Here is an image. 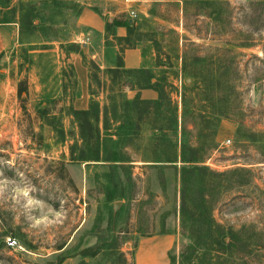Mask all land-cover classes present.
<instances>
[{
  "label": "rangeland",
  "instance_id": "rangeland-1",
  "mask_svg": "<svg viewBox=\"0 0 264 264\" xmlns=\"http://www.w3.org/2000/svg\"><path fill=\"white\" fill-rule=\"evenodd\" d=\"M51 2L45 5L44 0H13L9 6L0 5V22H18L25 44L8 62H0V264H56V256L62 252L57 249L62 245L69 250L64 264H148L147 252L153 255L155 264H180L182 252L191 244L187 237L192 233L190 222L182 230L180 211L184 165L153 162L157 157L149 131L140 130L128 149L126 143L112 148L117 154L125 151L134 158V173L139 179L133 199L107 201L99 188L107 171L71 159L77 130L67 115V98L60 91L64 78L60 75L70 87L75 79L72 65L58 62L54 49L59 47L66 56L81 51L72 41L79 34L77 13L87 8L102 15L106 23L109 19L137 21L141 34L159 40L165 55H158L163 62L168 52L171 57L185 51L216 60L222 48H232L228 43L245 40L256 45L230 52L227 59L241 93L244 128L252 135L237 140L239 122L222 120L214 137L216 148L204 166L219 172L251 170L246 174L248 184L227 189L220 196L214 215L224 229L226 243L240 232L252 244L253 252L245 264H264V0H228L229 5L220 7L203 1V11L220 9L218 19L196 17L191 10L193 14L186 21L183 12L168 4L155 3L144 9L145 13L135 9L137 16L133 17L129 14L132 9L122 10V0H63L58 2L69 9L62 18L56 17L54 24L43 17L45 13H57ZM116 29L111 28L108 34L120 46L118 38L122 37L117 36ZM171 29L191 41L182 39L170 48L174 37ZM144 45L147 66L152 68L154 50L151 43L145 41ZM43 49L47 53L40 57L35 51ZM152 70L156 78L162 76L161 69ZM171 70L178 72L179 68ZM120 81L135 82L134 76H123ZM182 82L191 79L176 81L178 89ZM95 86L99 94L101 84ZM194 100L195 95H188L187 101L194 104ZM198 129L189 124L178 140L188 149L196 148L191 146L196 142L212 140L210 134ZM9 237L16 239V245L7 244ZM167 242L171 245L168 252ZM94 245L104 250L96 257H84L82 250ZM219 248V264H239L235 260L238 254L229 244ZM205 253V249H199L195 255L199 258Z\"/></svg>",
  "mask_w": 264,
  "mask_h": 264
},
{
  "label": "trees",
  "instance_id": "trees-1",
  "mask_svg": "<svg viewBox=\"0 0 264 264\" xmlns=\"http://www.w3.org/2000/svg\"><path fill=\"white\" fill-rule=\"evenodd\" d=\"M12 1L0 0V5L9 6ZM51 1L52 5L56 6L57 13L53 15L45 13L43 17L45 21L54 24L55 18H62L69 8L58 2L63 0ZM203 1L215 7L229 5L228 0H188L184 2L183 20L186 21L190 14H193L192 11H195L196 17L205 16L217 20L220 9L203 11L201 10ZM50 2L44 0L45 5ZM72 9H75L74 4ZM80 14L81 9L77 16L79 17ZM113 27H124L127 30L125 37L118 38L122 51L140 47L143 54H146L145 41L151 43L150 49L153 48L156 53L153 67L161 69L162 76L156 78L152 69L145 68L146 65L142 69H125L120 62L117 68L107 69L106 74L110 76L111 84L104 90L106 96L103 106L96 99L99 94L91 90L92 97L87 110H76L73 105L67 107V115L70 116L77 130V138L71 147L72 161L93 163L92 165L98 166L96 168L101 167L107 171L104 182L99 184L107 201L133 199L136 195L135 182L139 179L134 173V158L125 151L117 154L116 149L112 148L126 143L125 149H128L140 130L149 131L155 143L154 153L157 157L153 162H166L170 165L181 162L184 165L181 169L180 182L181 222L182 230H186V225L190 222L192 233L187 234L191 244L188 245L190 249L187 248L186 251L190 253L182 252L180 264H219V246L226 247L228 244L232 247L233 253L238 254L235 260L237 259L239 264H245L247 257L253 252L252 244L240 236V232H237L239 235L233 234V239L226 243L222 232L224 229L217 222L214 212L220 196L229 191L227 189L235 186L242 188L249 183L246 174L251 173V170L237 168L219 172L204 166V163L216 148L214 137L222 120L235 119L239 122L237 140L247 139L252 135L250 130L244 128L241 93L235 85L237 83L233 78L235 72H232L227 59L230 52L241 48H253L256 45L245 40H237L236 44L228 43L232 48H222L223 53L216 55V60L213 56H192L185 51L181 56L178 54L171 57L168 52L163 62L159 56L163 53L159 40L152 35L141 34L137 21L115 19L110 23L107 20L106 32L108 33ZM183 28L187 29L186 24ZM169 31L174 35L169 44L170 48L174 45L178 46L182 39L185 43L191 41L174 29ZM90 65L91 78L96 80L94 72L99 71V68L93 63ZM176 68H179L178 72H170L171 69ZM123 76H134L135 82L121 84L120 78ZM181 78H189L191 82H182L178 89L175 82ZM143 89L155 90L159 94L158 99L145 100L139 94L133 99L128 98V91ZM190 94L195 95V105L192 101H187ZM39 114L43 117L45 115L43 112ZM142 124L143 129H141ZM189 124L195 129L199 127L198 130L202 134H210L212 140L196 142L191 145L196 147H193L194 149L186 148L178 140V136L186 132ZM64 139L65 134L62 133L61 141ZM101 162L106 164H99ZM160 228L164 229L163 220ZM111 234V237H114V231ZM199 249H205L206 253L202 257L199 255L198 258L195 253ZM57 250L62 252L56 256V264H63L69 258V250L65 249L64 245ZM102 250L103 247L94 245L82 250V254L84 257H96Z\"/></svg>",
  "mask_w": 264,
  "mask_h": 264
},
{
  "label": "crops",
  "instance_id": "crops-1",
  "mask_svg": "<svg viewBox=\"0 0 264 264\" xmlns=\"http://www.w3.org/2000/svg\"><path fill=\"white\" fill-rule=\"evenodd\" d=\"M188 0H122L124 4L123 11H129L131 15L132 12L136 10L145 13L148 9L155 3L168 4L170 6H175L179 13L182 14L184 9V2ZM121 2V3H122ZM130 3V4H129ZM136 13V12H135ZM162 19V17H160ZM113 22V19H111ZM77 27L79 28V34L73 39V43L77 44L81 51H72L65 55L63 50L59 47H55V56L58 62L62 60V64L66 62L71 64L73 67V78L75 79L73 85L70 87L68 85L67 79L63 77L60 80V91L63 92L66 99L67 106L73 105L76 110H87L91 101V90L94 91L96 86H101L97 88L100 93L96 99L101 103V106L105 103L104 90L107 86L111 84V78L106 74L107 69L117 68L119 63L123 64L125 69H142L145 65L146 69H152L147 66V53L143 54L141 48L125 49L121 50V47L113 43L112 36L106 32V22L102 15L93 11L92 9H85L77 20ZM117 36L125 37L127 35V30L124 27H117ZM86 38H89L87 42ZM83 41L85 43H83ZM50 43V42H49ZM54 44V42L50 43ZM25 45L21 41V28L18 22H8L0 23V62H8L12 57L14 51ZM46 45V44H45ZM32 52V51H31ZM40 57H44L47 50L35 51ZM156 53L152 54L155 57ZM95 64L99 71H95L96 80L91 78L90 64ZM158 69V68H155ZM41 77V76H40ZM42 78V77H41ZM40 81L39 79H37ZM155 79H153V82ZM128 98L135 97L137 94L145 100H156L159 94L153 89H143L128 91ZM132 98V99H133ZM170 242L165 243V251L170 250ZM164 245V244H163ZM67 261V260H66ZM66 261L64 263H66ZM63 263V264H64Z\"/></svg>",
  "mask_w": 264,
  "mask_h": 264
},
{
  "label": "built area",
  "instance_id": "built-area-1",
  "mask_svg": "<svg viewBox=\"0 0 264 264\" xmlns=\"http://www.w3.org/2000/svg\"><path fill=\"white\" fill-rule=\"evenodd\" d=\"M131 15H132L133 17H136V16H137V15L135 14V12H132ZM86 40H87V42H88V41H89V38H86ZM83 43H85V42L83 41ZM228 143H230L229 140H228ZM16 243H17L16 239L11 238V237L8 238V243H7V244H8L9 246H14V245H16Z\"/></svg>",
  "mask_w": 264,
  "mask_h": 264
},
{
  "label": "bare ground",
  "instance_id": "bare-ground-1",
  "mask_svg": "<svg viewBox=\"0 0 264 264\" xmlns=\"http://www.w3.org/2000/svg\"><path fill=\"white\" fill-rule=\"evenodd\" d=\"M150 253L151 252H147V254H146V257L149 258V260L147 262H150L148 264H155L154 261L152 260L153 259L152 258L153 255L152 254L150 255Z\"/></svg>",
  "mask_w": 264,
  "mask_h": 264
},
{
  "label": "water",
  "instance_id": "water-1",
  "mask_svg": "<svg viewBox=\"0 0 264 264\" xmlns=\"http://www.w3.org/2000/svg\"><path fill=\"white\" fill-rule=\"evenodd\" d=\"M108 22H110V23H111V22H112V20H111V19H109V20H108ZM118 207H119V205L117 204V205L115 206V209H118ZM39 255H40V256H44V257H45V256H47V254H46L45 252H39Z\"/></svg>",
  "mask_w": 264,
  "mask_h": 264
}]
</instances>
